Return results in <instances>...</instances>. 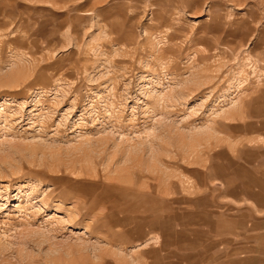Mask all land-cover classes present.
I'll list each match as a JSON object with an SVG mask.
<instances>
[{
	"label": "rangeland",
	"instance_id": "rangeland-1",
	"mask_svg": "<svg viewBox=\"0 0 264 264\" xmlns=\"http://www.w3.org/2000/svg\"><path fill=\"white\" fill-rule=\"evenodd\" d=\"M0 264H264V0H0Z\"/></svg>",
	"mask_w": 264,
	"mask_h": 264
}]
</instances>
